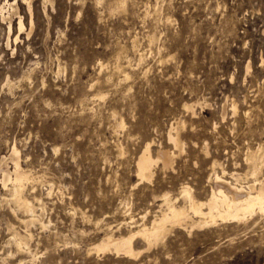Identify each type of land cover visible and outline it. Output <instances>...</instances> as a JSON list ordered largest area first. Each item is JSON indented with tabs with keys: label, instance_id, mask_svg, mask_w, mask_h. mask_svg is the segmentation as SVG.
Listing matches in <instances>:
<instances>
[{
	"label": "rangeland",
	"instance_id": "374dc122",
	"mask_svg": "<svg viewBox=\"0 0 264 264\" xmlns=\"http://www.w3.org/2000/svg\"><path fill=\"white\" fill-rule=\"evenodd\" d=\"M30 6L31 16L25 0H0L11 18L8 29L0 15V264H264L258 212L170 227L147 250L136 236L132 257L94 250L149 226L166 193L181 205L186 186L205 201L213 163L224 181L252 184L249 157L264 153V0ZM147 146L172 160L141 180ZM16 163L39 219L27 228L10 201Z\"/></svg>",
	"mask_w": 264,
	"mask_h": 264
},
{
	"label": "bare ground",
	"instance_id": "6f19581e",
	"mask_svg": "<svg viewBox=\"0 0 264 264\" xmlns=\"http://www.w3.org/2000/svg\"><path fill=\"white\" fill-rule=\"evenodd\" d=\"M25 1L27 2L31 16L30 5L32 0ZM8 6L12 13L17 14L15 4H8ZM3 9V7L0 8L1 18L2 20L8 21V29H10L11 18L9 15L8 17H4ZM32 25L33 23L31 21L30 30L32 29ZM23 29V22L19 18L18 31L20 32ZM169 139L173 141L174 144L178 142L177 138H173L171 135H169ZM12 154L16 155L15 149L12 150ZM258 155L259 156L251 155L249 157V161L252 163L250 171V175L253 178L252 184L242 187L224 181L222 176H219L214 170L217 163H213V174L210 178L212 185L205 201L197 200L192 195L191 189L186 186L181 188L180 194L183 198V203L181 205L177 204V200L169 198V195L166 193L161 196V205L158 206V211L155 213L149 226H143L125 237L119 236L115 238L112 234H106L94 247V250L97 252H113L117 255L123 254L125 257H132L139 254L135 252L132 247V241L136 236H140L146 242L147 250L152 245L165 239L164 237L169 232L170 227L191 230L194 227L213 225L217 220L239 221L254 212H258L264 217V182L259 181L258 177H256L258 169L264 167V153ZM171 160L172 155L166 151H158L156 158L153 159L149 154V146H147L137 162L136 174L141 180L150 179L152 176L151 169L154 163L161 162L164 167H168V165L171 164ZM223 173L224 170L221 169V174ZM30 177L31 175L20 169L18 163L15 164L13 185L10 190V201L13 202L20 211L22 210L26 214L28 221L23 222L26 228L32 223L39 222L35 205L27 201L23 194L24 182ZM232 177L237 183L240 175L233 174ZM50 190L51 185L48 189V194ZM33 201H35L34 203H36L38 207H41L40 199H34ZM27 234L29 233L27 232ZM29 236L30 235L27 237ZM13 239L17 240L16 245L19 250H25L28 254L31 253L26 238L13 237Z\"/></svg>",
	"mask_w": 264,
	"mask_h": 264
}]
</instances>
